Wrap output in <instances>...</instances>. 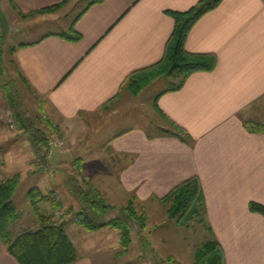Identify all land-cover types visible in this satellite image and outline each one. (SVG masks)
<instances>
[{
	"label": "crops",
	"instance_id": "crops-1",
	"mask_svg": "<svg viewBox=\"0 0 264 264\" xmlns=\"http://www.w3.org/2000/svg\"><path fill=\"white\" fill-rule=\"evenodd\" d=\"M62 1L8 2L16 31L23 34L12 47V62L46 104L47 115L60 121L62 131L74 133L85 130L76 125L84 114H103L113 102L114 112L129 100L122 88L127 76L165 53L175 26L166 10H187L199 0H103L69 21L61 18L69 15L73 0L56 11L23 14ZM72 24L82 34L78 41L62 35ZM186 48L215 53L216 68L196 72L181 89L158 96L161 89L153 108L185 128L192 141L162 134L160 125L121 130L103 146L108 155L106 161L100 157L98 182L120 197L135 195L152 205L198 175L205 221L224 248L226 264H264V215L250 209L251 201L264 203V132L245 126L248 119L264 122L250 114L264 102V0H222L196 22ZM37 174L53 181L46 171ZM0 264H21L3 242ZM71 264L101 263L87 252ZM127 264L155 263L147 258Z\"/></svg>",
	"mask_w": 264,
	"mask_h": 264
},
{
	"label": "rangeland",
	"instance_id": "rangeland-1",
	"mask_svg": "<svg viewBox=\"0 0 264 264\" xmlns=\"http://www.w3.org/2000/svg\"><path fill=\"white\" fill-rule=\"evenodd\" d=\"M9 1L12 0H0V9L6 11L8 24L14 28V31L9 30L3 34L0 20V46L5 66L0 71V173L3 178L16 173L21 176L13 198L20 215L11 223L12 232L20 233L34 228L37 212L54 211L56 218L68 220L67 232L80 255L89 252L101 264H127L140 257H153V251L144 246L142 232L136 222H131L133 240L124 250L118 228L106 225L95 230L86 229L79 224L75 212L86 206L88 208L82 199V191L88 192L93 198V189H96L113 208L95 215L94 220L102 223L115 216H123L119 208L127 205L132 195L120 197L114 190L107 187L104 189L98 182L97 174L102 167L100 157L106 161L108 155L103 146H106L112 135L131 127L138 126L150 131L154 125L169 127L162 115L154 110L153 102L155 94L168 87L173 79L160 77L138 95H133L126 86L124 94L129 100H122L114 112L113 102L107 112L102 110L103 114H84V117L77 119L76 125L84 126V131H62L60 121L47 115L46 104L22 80L17 64L12 62V47L16 40L23 39V34L16 31L12 21L15 13ZM73 4L69 15L61 20H73L85 8L87 0H73ZM43 26L38 23L35 27L42 30ZM18 114L25 121L24 126L18 121ZM250 114L253 118L263 119L264 102L252 107ZM50 155L53 158L48 164ZM41 170L48 172L53 181L47 180L44 174H37ZM51 183L56 186L51 188ZM34 186L39 187L43 193L51 194V199L37 200L36 206H33L28 192ZM52 200L60 201L62 205L55 209ZM157 200L152 205L138 198L135 202L138 211L147 214V228L144 229L147 239L160 259L170 256L175 260L169 264H194L196 250L211 236L209 226L205 220L199 219L192 220L187 226L181 225L176 219L168 218L163 203L159 198Z\"/></svg>",
	"mask_w": 264,
	"mask_h": 264
},
{
	"label": "trees",
	"instance_id": "trees-1",
	"mask_svg": "<svg viewBox=\"0 0 264 264\" xmlns=\"http://www.w3.org/2000/svg\"><path fill=\"white\" fill-rule=\"evenodd\" d=\"M72 0H63L60 3L37 11L23 13L25 16L35 13H45L56 11ZM103 0H87L83 9L84 13L89 7L100 3ZM222 0H199L195 5L187 10H166L175 20L174 29L166 44L163 57L154 64L137 69L131 72L125 79L122 88L126 87L133 95H138L146 86L156 79L168 76L171 84L164 88L159 94L181 89L188 78L199 71H212L218 64V56L213 52H190L186 48L188 36L196 22L208 11L215 8ZM62 35L70 40L78 41L82 34L72 24L70 29ZM3 49L0 46V71L5 69L3 61ZM21 75V74H20ZM22 80L28 84V80L21 75ZM11 95V93H10ZM114 99L108 101L111 102ZM157 106V98L155 100ZM159 109V108H158ZM162 117L167 121L169 127L160 126L162 134L177 136L187 143L192 141L190 133L160 110ZM21 125L25 121L21 115L17 116ZM245 126L252 132H264V122L254 119L245 120ZM20 173L11 177H4L0 180V242H3L8 251L21 264H71L79 259L77 248L67 232V219L56 218V213L37 212V224L34 228L14 233L11 223L19 218V212L14 202V194L20 182ZM94 197L88 192L82 191L83 200L88 205L77 210L76 216L80 225L86 229L95 230L102 226H113L121 232V243L126 250L132 242V221L136 222L141 230V237L144 246L153 251V257H149L155 264H169L175 260L172 257L160 259L154 247L147 239L144 229L147 228V214L138 211L136 207L137 197L133 195L129 203L119 211H123V216H115L105 222H96L95 215H101L104 211L113 208L96 189H93ZM30 201L36 206L37 200L51 199V194L34 186L28 192ZM163 203L168 218L176 219L181 225H188L195 219L205 220L206 198L201 179L198 175L190 176L174 186L167 194L159 197ZM53 207L59 208L62 203L52 200ZM37 208V207H36ZM250 209L264 215V203L257 201L250 202ZM211 236L201 247L196 250L194 264H226L225 251L220 241L215 237L212 228L209 226ZM140 259H147L140 257Z\"/></svg>",
	"mask_w": 264,
	"mask_h": 264
},
{
	"label": "water",
	"instance_id": "water-1",
	"mask_svg": "<svg viewBox=\"0 0 264 264\" xmlns=\"http://www.w3.org/2000/svg\"><path fill=\"white\" fill-rule=\"evenodd\" d=\"M0 20L3 26V34H6V32H8L9 30L11 31L12 28L10 27V25L8 24V20L5 14V11L3 9H0Z\"/></svg>",
	"mask_w": 264,
	"mask_h": 264
}]
</instances>
